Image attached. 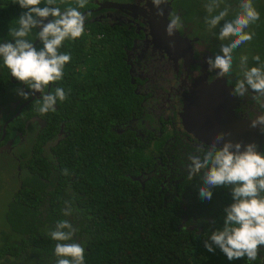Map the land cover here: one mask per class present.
<instances>
[{
  "label": "flooded vegetation",
  "instance_id": "af4514ba",
  "mask_svg": "<svg viewBox=\"0 0 264 264\" xmlns=\"http://www.w3.org/2000/svg\"><path fill=\"white\" fill-rule=\"evenodd\" d=\"M1 1L3 5L11 3L18 7L19 13L26 11L14 0ZM209 2L211 0H169L168 5L163 6L165 11L161 17L157 15L152 0H88L84 8L78 9L86 16L83 35L76 40L66 39L63 42L62 53L70 54V61L82 63L84 70L85 60L87 63L97 59L114 64L119 45V59L126 64V76L132 85L134 98L131 99L129 116L116 123L111 131L128 137V147L139 144L142 152L151 156V163L144 165L137 176L142 186L145 181L155 177L161 179L162 188L166 187L169 192L177 191L175 185L182 181L178 178L189 177L190 165L193 163L190 156L202 158L204 153L198 149L201 146L207 149L218 133L209 131L208 137H197V116L193 115L191 119V114L185 110L186 102L197 95L199 86L209 87L213 83L224 82L233 90L236 82L243 79L240 46L233 51L229 75L220 77L217 75L218 69L208 70L207 58L214 59L216 54H222V44L230 43L232 39L221 41L220 27L209 28L205 22L209 16L206 9ZM40 6H57L64 11L68 7H75L76 0H56V4L52 5L41 0ZM176 15L181 18V28L175 35L169 36L166 26L169 19ZM40 19L46 24L53 17ZM39 30L33 29L29 33L31 42L38 49L42 47L37 37ZM7 37L9 41L15 42L12 35L5 34V28H0V43L6 42ZM74 43L80 45L77 53L72 49ZM70 61L64 67L62 79L66 99L57 100L54 112L41 114L38 109L43 102L42 97L51 93L56 83L49 84L43 92H36L25 100L15 91L18 84L25 91L32 90L12 77L0 59V180L3 181L4 194L9 195L5 206L8 212L9 204L16 197L21 198L18 194L20 190L32 194L34 204L31 208L50 207L52 199L63 200L62 205L70 204V192L75 190L74 171L78 167L74 164V167L62 166L64 164L60 163L59 144L70 133V118L66 116L73 111L72 108L89 102L87 95L90 93L104 92L88 88L85 91L83 86V92L74 91L69 83L67 65ZM94 76L100 78L98 74ZM256 95L251 89L244 97L232 95L231 106L234 119L262 134L260 144H256L258 150L264 152V132H261L260 126L250 127L252 119L264 114V108L260 106L264 104V96L258 101L253 99ZM225 139H229L228 135ZM238 141H243L245 146L250 142L244 141V135L235 142ZM219 146L222 147L223 142ZM65 170H68L67 174ZM69 171L72 172L69 174ZM204 171L201 169L199 173L203 175ZM199 173L192 177V181ZM198 181L199 178L196 184ZM170 184L174 185L170 187ZM195 186L198 184L191 183L188 188L194 197ZM224 187L231 189V186L214 187L212 189L216 193L212 196L220 197L219 200L229 206L231 200L229 202L228 199L232 197ZM218 189H221L220 192ZM183 209L186 210V207ZM5 218L7 214L4 211ZM7 226L4 223V231L8 230ZM3 229H0V243Z\"/></svg>",
  "mask_w": 264,
  "mask_h": 264
},
{
  "label": "trees",
  "instance_id": "16d2710c",
  "mask_svg": "<svg viewBox=\"0 0 264 264\" xmlns=\"http://www.w3.org/2000/svg\"><path fill=\"white\" fill-rule=\"evenodd\" d=\"M239 4L240 0H224L213 14L228 6L225 19H234L240 11ZM253 4L260 19L245 29L254 33L253 39L239 47L242 56L248 57L243 72L245 67L264 66V0H253ZM17 8L11 3L3 5L0 0V28H5L6 35L19 27L17 19L21 13ZM26 39L32 41L30 35ZM9 40L7 37L6 42ZM79 47V43H74L73 52L77 53ZM116 51L114 64L94 59L89 63L85 60V70L78 61L67 65L74 91H82V86L85 91H104L90 93L89 102L72 108L66 116L70 118V133L59 144V156L62 166L78 167L74 171L75 190L70 192L69 205L52 199L50 207L32 208V194L20 190L21 198L16 197L9 204V212L5 208L8 230H1L0 264H56L54 249L58 241L49 233L60 220H68L77 229L72 241L62 243L81 244L85 249L84 264H264V246L256 260L246 256L229 260L215 245L213 252L207 250L205 241H210L212 232L223 229L228 205L218 196L200 197L202 174L195 176V181L188 176L178 178L182 181L175 185L176 192L162 188L160 178L152 177L144 186L135 179L144 165L151 163V156H146L139 144L137 148L128 147V137L111 131L129 116L134 98L126 64L119 59V45ZM255 56L260 60H254ZM55 83L56 88H64L63 80ZM198 178L194 197L188 188L191 183L197 185ZM223 189L231 194L230 206L234 201L232 191ZM212 193L216 192L212 189ZM66 208H70L69 215H64Z\"/></svg>",
  "mask_w": 264,
  "mask_h": 264
},
{
  "label": "clouds",
  "instance_id": "9594fccd",
  "mask_svg": "<svg viewBox=\"0 0 264 264\" xmlns=\"http://www.w3.org/2000/svg\"><path fill=\"white\" fill-rule=\"evenodd\" d=\"M23 11L18 17L19 27L10 29L15 42L0 43V59L10 70L12 77L28 85L31 92L21 88L17 94L27 100L36 92L43 90L64 77V67L71 60L70 54L61 53L59 49L66 39L76 40L85 31L86 16L79 11L88 3V0H76L75 7H68L61 11L59 7H41V0H14ZM169 0H152L157 15L164 16V7ZM224 0H211L206 5L209 16L205 22L209 28H215L225 21L219 32L221 41L234 37L230 43L222 44L221 53L215 58H207L208 70L218 69L217 75L225 77L231 73L233 65V51L241 44L251 41L254 33L245 31L251 24L260 19L259 11L254 7L253 0H240V11L234 19L226 20L229 14L228 6L213 14ZM48 5L56 4V0H46ZM53 17L48 23L43 19ZM40 28L37 37L42 44L37 48L34 43L26 39L33 29ZM181 28V18L176 15L169 19L166 32L169 36L175 35ZM259 61L260 57H253ZM248 57H240L241 66L247 65ZM249 89L258 94L253 97L259 101L264 96V66L245 67L243 79L236 82L232 95L244 97ZM67 94L63 88L57 87L54 93L45 94L39 106L41 114L55 111L57 100L63 101ZM264 108V104L260 105ZM260 126L264 132V114L251 120L250 127ZM230 133L220 132L213 138L207 149L201 146L198 151L203 157L190 156L189 179L205 169L203 184L199 189L202 199H211L212 188L231 186L234 202L226 207V216L222 230L212 232L210 241H205L209 252L215 250L214 245L226 254L229 260L247 257L256 260L261 246H264V152L258 150L255 142L244 145L243 141L234 142L225 139ZM223 142V146H219ZM235 149V150H233ZM243 149V150H242ZM67 174V170H65ZM64 215L70 214V208L63 210ZM77 229L68 220L57 222L55 230L49 235L58 243L55 245L56 264H84L85 249L79 243H62L72 241Z\"/></svg>",
  "mask_w": 264,
  "mask_h": 264
},
{
  "label": "water",
  "instance_id": "95a60500",
  "mask_svg": "<svg viewBox=\"0 0 264 264\" xmlns=\"http://www.w3.org/2000/svg\"><path fill=\"white\" fill-rule=\"evenodd\" d=\"M196 94L186 102L185 110L191 114L192 120L193 115L197 116L195 120L199 131L197 137L201 138V135L208 137L209 131L214 133L221 131L230 133L228 137L234 142L238 137L242 139L244 135V141L260 144L262 134L258 130H250L243 122L234 119L231 106L232 88H228L224 82H218L209 87L204 85L197 87Z\"/></svg>",
  "mask_w": 264,
  "mask_h": 264
},
{
  "label": "rangeland",
  "instance_id": "374dc122",
  "mask_svg": "<svg viewBox=\"0 0 264 264\" xmlns=\"http://www.w3.org/2000/svg\"><path fill=\"white\" fill-rule=\"evenodd\" d=\"M3 181L0 180V229L4 228V211L9 195L4 194Z\"/></svg>",
  "mask_w": 264,
  "mask_h": 264
}]
</instances>
